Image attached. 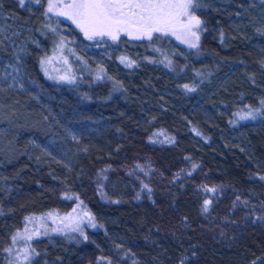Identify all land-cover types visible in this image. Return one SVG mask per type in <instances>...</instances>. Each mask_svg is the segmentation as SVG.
<instances>
[{
  "label": "rangeland",
  "instance_id": "1",
  "mask_svg": "<svg viewBox=\"0 0 264 264\" xmlns=\"http://www.w3.org/2000/svg\"><path fill=\"white\" fill-rule=\"evenodd\" d=\"M47 3L33 0L26 2L24 9L18 0H0V264H29L36 254L33 242L39 238L65 234L77 241L88 229L99 227L79 196L100 191L104 162L129 149L136 140L146 139L150 130L117 125L103 114L82 117L92 102L100 111L124 110L132 115L138 105L130 100L127 85L143 72L150 75L158 91L170 95V103L207 117L221 111L235 114L238 122L255 121L259 112L250 108L264 98V76L252 83L237 69L239 64L252 62L236 59L229 51L233 47L230 42L239 37L258 49L264 59V0L237 4L233 0H194V14L203 22L202 30H195L197 47L184 42L192 40L191 36L178 38L170 33L154 36L151 41L124 34L116 41L108 36L89 40L66 17L55 12L45 15ZM209 10L215 11L214 16L220 14L215 37L224 57L217 65V47L212 49V42L201 43L208 32L201 14ZM222 12L226 19H222ZM34 51L40 53L35 57ZM32 60L43 76L56 82L51 90L32 76ZM129 62H133L131 66ZM108 71L111 74L106 79ZM240 80L256 88L251 92L235 88ZM61 83L69 84L65 91ZM90 87L102 96H91ZM134 93L141 116L158 109L153 95L138 87ZM113 100L121 103L109 104ZM249 112L254 119H241ZM255 123V129L264 126V116ZM216 139L215 145L224 149L237 146L260 161L247 137L224 132ZM191 144V170L187 174L203 153L200 141L191 137ZM221 171L228 169L221 166Z\"/></svg>",
  "mask_w": 264,
  "mask_h": 264
},
{
  "label": "trees",
  "instance_id": "2",
  "mask_svg": "<svg viewBox=\"0 0 264 264\" xmlns=\"http://www.w3.org/2000/svg\"><path fill=\"white\" fill-rule=\"evenodd\" d=\"M214 12L201 14L208 31L201 43L205 46L212 42L211 48L217 47V65L224 56L215 37L220 14L214 16ZM230 43L234 58L252 62L248 66L239 64L237 69L252 83L262 81L263 54L239 37ZM34 53L36 57L40 52ZM31 74L47 90L56 83L39 72L35 60L31 61ZM106 74L107 79L111 73ZM236 83L235 88L245 87L250 92L256 88L251 82ZM68 85L59 84L64 91ZM155 85L147 72L127 85L130 100L138 105L132 115L124 110L100 111L96 102L82 112L85 118L107 115L120 126L148 127L150 133L104 162L100 191L79 196L99 227L88 229L77 241L65 234L35 240L36 254L29 264H264V126L254 128L258 118L264 116V98L250 108L259 112L255 121L238 122L235 114L228 112L213 111L207 117L200 111L180 110L170 103V95L161 93ZM137 87L153 95V103L159 106L144 117L139 114V99L134 93ZM88 90L94 98L102 96L91 87ZM116 102L121 103L113 100L109 104ZM224 132L247 137L260 161L237 146L224 149L215 145L216 137ZM191 137L201 142L203 153L187 174L191 170ZM221 166L228 171L222 172ZM205 201H210L207 211ZM2 254L0 248V258Z\"/></svg>",
  "mask_w": 264,
  "mask_h": 264
},
{
  "label": "snow or ice",
  "instance_id": "3",
  "mask_svg": "<svg viewBox=\"0 0 264 264\" xmlns=\"http://www.w3.org/2000/svg\"><path fill=\"white\" fill-rule=\"evenodd\" d=\"M26 2L32 3L33 0H18L21 8ZM35 2L39 3L40 0ZM48 12L71 20L89 40L108 36L116 41L124 34L151 41L154 36L159 38L170 33L178 38L181 35L191 36L192 40L184 39V42L189 43L190 47H197L199 36L195 30L201 29L203 23L194 14V0H48L45 15ZM132 63L129 62V66ZM248 118L254 119L255 116L251 112L241 116V119ZM144 187L147 188V185ZM210 191L214 192L215 189ZM209 203L205 201L204 211L208 210ZM15 239L13 237L14 242ZM24 256L28 258V249L24 250Z\"/></svg>",
  "mask_w": 264,
  "mask_h": 264
}]
</instances>
